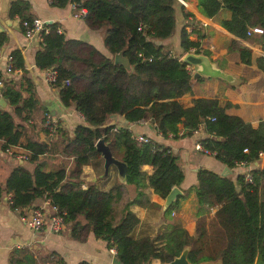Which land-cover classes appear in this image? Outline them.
<instances>
[{
	"label": "trees",
	"instance_id": "1",
	"mask_svg": "<svg viewBox=\"0 0 264 264\" xmlns=\"http://www.w3.org/2000/svg\"><path fill=\"white\" fill-rule=\"evenodd\" d=\"M73 1H81L84 6L86 26L101 30L110 56L80 39L65 37L57 30L58 23L51 22L45 24L47 30L41 33L32 59L38 69H54L52 85L57 88L60 102L74 107L82 116L83 123L73 128L62 145V151L71 157V165L44 169L43 161H35L39 154L50 151L51 138L26 137V160L35 163L31 169L13 167L0 186V196L8 193L12 208L24 207L37 197L48 198L65 212L63 222L70 223V237L80 239L91 231L105 241L107 248L115 249L120 264H153L154 259L164 264L185 248L191 264H264V120L254 127L240 116L227 113L232 103L215 96L195 97L192 105H182L179 98L191 91L193 75L179 58L181 52L172 53L159 43L175 31L174 5L179 0H53L51 4L62 7ZM197 7L207 17L227 9L229 15L221 25L234 36L259 44L264 51V33L246 35L251 26L264 29V0H197ZM8 15L18 17L21 32V21L33 17L27 0H11ZM5 41L6 35L0 31V46ZM230 44L242 62L264 72V55H254L233 38ZM179 45L183 52L209 54L198 40L190 38L185 26L180 29ZM120 51L128 59V67L114 62V54ZM9 53L12 68L24 69L21 49L13 48ZM30 86L23 77L19 85L5 81L0 91L12 105L10 111L0 108L2 148L16 144L22 135L14 117L25 121L33 113L35 98L32 94L22 95ZM110 114L123 116L127 123L150 121L163 139L193 134L202 123L207 134L200 138L202 145L229 167L236 160L258 161L260 151L263 163L253 165L252 181L243 174L233 180L211 169H199L196 183L187 189L193 191L196 201L192 234L181 219L170 215L183 197L180 194L164 210L166 222L155 234L135 236L139 218L131 205L160 207L149 199L145 189L151 187L164 198L173 186L180 185L184 174L168 145L153 139L138 142L126 125L106 123ZM97 138L107 142L112 154L127 163L124 182L117 178L107 188L92 181L82 186V166L102 163L94 147ZM245 147L247 152L243 151ZM147 164L156 169L146 172L142 166ZM14 262L36 264L26 252L23 259ZM57 264H61L59 259Z\"/></svg>",
	"mask_w": 264,
	"mask_h": 264
},
{
	"label": "crops",
	"instance_id": "2",
	"mask_svg": "<svg viewBox=\"0 0 264 264\" xmlns=\"http://www.w3.org/2000/svg\"><path fill=\"white\" fill-rule=\"evenodd\" d=\"M10 1L0 0V31L6 35V41L0 46V49L3 54H6L13 48H20L24 58V69H18V72L8 76L7 80L19 85L21 78H27L31 86L22 95L32 94L36 103L32 115L25 121H19L17 117H14L21 125L19 128L22 135H20L18 142L2 148L3 142L0 139V186H3L10 170L18 165L31 169L35 162L43 161V168L47 170L57 167L68 168L71 165V157L62 151V145L66 139L71 137L73 128L77 124L83 123L82 116L74 107L62 105L58 98L57 89L45 81L44 70L34 66L32 59L34 51L38 48V40L34 37L26 38L23 36L19 29L18 17L8 15ZM27 1L33 17H39L44 22H57L59 31L65 37L80 39L93 46L100 53L110 56L103 45L101 30L90 29L84 23L83 18L74 17L69 3L58 7L47 0ZM184 1V3L178 1L174 5L176 18L174 33L159 43L164 49L170 50L172 53H182L179 45L180 29L185 26L190 31V38L198 40L201 48L208 50L209 54L207 55L216 65L233 75L235 80L229 82L221 77L206 76H199L201 79H198L193 75L192 89L179 98L180 102L183 106H190L195 97L213 96L221 101L228 100L232 104L226 108L227 113L238 115L256 127L260 120H264V72L254 64L242 62L238 51L233 49L230 43L232 38L243 45L245 42L254 55H261L259 52L260 45L234 36L221 25L222 19L229 15L227 9L221 8L212 17L205 16L207 18H204V15L198 10L197 0ZM190 12L193 15H189ZM3 64L4 58L0 57V67ZM192 69L194 70L193 67ZM0 97L4 102L3 104L0 103V108L12 110V105H9L1 94ZM46 111L55 119L58 128L51 138L53 145L50 147V151L39 154L37 161L27 162L22 157L28 152L24 147L25 138L45 140L46 135L41 124L43 114ZM106 123L126 125L132 134L148 135L151 139L168 145L171 152L177 156L176 162L184 174L182 182L178 185L183 197L173 207L170 215L173 218L181 219L183 226L190 234L195 229L196 201L193 191H187V189L196 183L197 171L207 168L220 175L224 171L227 173L225 176L235 180L238 174L246 170V167L237 164L231 168L216 158L214 154H207L197 149L195 146L197 134L195 133L163 139L155 125L150 121L127 123L123 116L113 115L108 117ZM32 125H34L33 129H31ZM181 127L182 124H180V132L182 131ZM262 163L263 156H260L259 160L252 162L250 166L253 168V165H262ZM226 166L229 170L226 169ZM142 168L151 173L156 169V166L147 164ZM101 172L102 163L100 166L83 165L82 186L86 182L92 181L100 188H107L117 180L114 166L109 167L108 176H102ZM133 190V186L129 187L131 194ZM145 191L149 199L160 207L131 205V209L139 218V222L133 231L135 236L155 234L166 222L164 210L167 207H164V198L155 193L151 187H147ZM9 202V194L3 192L0 196V264H14L15 259H23L25 252L30 255L32 260H35L36 264H57V259L60 260L61 264H80L81 262L84 264H113L115 253L109 251L105 241L95 237L91 231H86L83 238L74 239L69 236V222L64 223L58 232L49 231L47 228L33 230L25 226L19 220V213L41 204L43 202L42 197L33 199L30 204L21 208H12ZM80 220L83 222L81 217ZM15 264H20V262ZM153 264H159V260L154 259Z\"/></svg>",
	"mask_w": 264,
	"mask_h": 264
},
{
	"label": "built area",
	"instance_id": "3",
	"mask_svg": "<svg viewBox=\"0 0 264 264\" xmlns=\"http://www.w3.org/2000/svg\"><path fill=\"white\" fill-rule=\"evenodd\" d=\"M48 2H52L53 0H47ZM69 7L72 10V15L76 18H83L86 10L84 6L82 5L81 1H73L69 2ZM46 22V21H45ZM43 19L39 17H32L30 19H23L21 21V25L23 26V36L26 38H36L38 41L41 40V33L46 32L47 28L45 26V23ZM192 27V26H191ZM59 31V27L57 28ZM263 34L264 29L260 26H251L246 30V35L251 36L253 34ZM183 52L179 56L181 59ZM0 57L4 58V64L2 67H0V91L3 88V85L5 81L7 80V77L13 74H16L18 72L17 68H12L11 64V54L6 53L3 54V52L0 49ZM186 64V63H185ZM186 68L189 70L190 74H194V70L192 69V66L189 64H186ZM44 78L45 81L51 85L53 81L55 80V72L54 69L48 68L44 69ZM54 87V86H53ZM56 88V87H55ZM57 89V88H56ZM79 113V112H78ZM80 114V113H79ZM144 120H137L134 123H140ZM42 127L45 129L46 133L45 135L48 138H52L55 133V126L56 121L55 119L46 111L43 114V120H42ZM194 133L197 134V141H196V148L199 150H202L204 153L207 154H214L215 152H211L207 148H205L200 138L206 136V132L203 129V124L201 123L197 129L194 130ZM135 140L138 142H148L151 140V138L148 135L136 133L132 136ZM244 152H247L248 149L245 147L243 148ZM259 157L263 156V152L260 151L258 153ZM24 159H26V155L22 156ZM235 164L240 165L242 167H246L245 171H242L241 174L244 175V178L248 181H252V175H251V163L252 161H247L246 159L236 160L234 161ZM65 212L62 210H59L57 206L53 203H51L48 198H43V202L41 204H38L36 206L30 207L27 210L22 211L19 213V220L28 228H31L33 230H38L42 228H47L49 231L52 232H58L61 230V228L64 225L63 218H64ZM109 251H112L115 253L114 248H109Z\"/></svg>",
	"mask_w": 264,
	"mask_h": 264
},
{
	"label": "water",
	"instance_id": "4",
	"mask_svg": "<svg viewBox=\"0 0 264 264\" xmlns=\"http://www.w3.org/2000/svg\"><path fill=\"white\" fill-rule=\"evenodd\" d=\"M180 2H185L184 0H179ZM204 18H207L203 16ZM46 24L49 21L45 22ZM247 45L245 42H243ZM259 50V49H258ZM261 55H264V52L259 50ZM114 62L122 63L125 66H129L128 59L122 54V52H117L113 56ZM182 62L189 64L194 68V77L206 76V77H221L229 82L235 80L234 76L223 71L219 68L216 63L210 58L209 55L202 52H194L193 50L183 52L181 56ZM0 103L3 104V100L0 97ZM113 116V114H110ZM95 149L99 152V156L102 159V172L101 175L105 176L108 173L109 167L114 166L116 168V177L118 180L124 182L126 175L127 163L120 158L115 157L110 151L107 142L102 138H97L94 142ZM226 169L229 168L226 166ZM227 175L226 172L222 171V176ZM182 193L181 189L178 186H173L167 195L164 197V207H169L174 199ZM113 264H120L116 256L113 258ZM164 264H191L187 259V248H185L178 256L174 257L172 260ZM198 264H219L218 262L211 261H202Z\"/></svg>",
	"mask_w": 264,
	"mask_h": 264
},
{
	"label": "rangeland",
	"instance_id": "5",
	"mask_svg": "<svg viewBox=\"0 0 264 264\" xmlns=\"http://www.w3.org/2000/svg\"><path fill=\"white\" fill-rule=\"evenodd\" d=\"M220 264V263H219Z\"/></svg>",
	"mask_w": 264,
	"mask_h": 264
}]
</instances>
